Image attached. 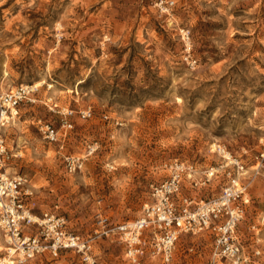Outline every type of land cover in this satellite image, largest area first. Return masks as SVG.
<instances>
[{
	"label": "rangeland",
	"instance_id": "1",
	"mask_svg": "<svg viewBox=\"0 0 264 264\" xmlns=\"http://www.w3.org/2000/svg\"><path fill=\"white\" fill-rule=\"evenodd\" d=\"M154 1L0 0V91L37 86L35 101L21 103L2 128L20 156L6 171L27 179L34 214L64 216L70 230L93 238L100 263L127 264L120 243L95 233L96 215L138 217L174 158L197 169L183 195L217 197L225 175L203 183L202 171L223 162L213 152L222 144L245 170L240 242L248 264H264V0H174L169 13ZM182 30L194 67L184 60ZM86 107L92 115L82 119ZM66 110L73 128L62 137ZM39 123L60 140L46 141ZM68 153L87 155L80 171L65 170ZM212 248L208 233L182 234L169 264H208ZM4 249L0 237V257ZM21 264L84 262L62 251Z\"/></svg>",
	"mask_w": 264,
	"mask_h": 264
},
{
	"label": "built area",
	"instance_id": "2",
	"mask_svg": "<svg viewBox=\"0 0 264 264\" xmlns=\"http://www.w3.org/2000/svg\"><path fill=\"white\" fill-rule=\"evenodd\" d=\"M174 0H155L161 13H169ZM184 43V60L194 67L197 60L190 54L189 32L181 31ZM37 87L19 85L5 92L0 91V237L5 244V254L0 264H21L39 255L48 254L57 258L62 251L78 255L84 264H102L93 254V238H85L70 230L64 216L49 211L34 214L27 204L31 191L22 175H10L6 167L12 159L20 157L7 149L2 128L17 115V107L25 101H35ZM12 109H16L15 114ZM72 110L63 114L62 137L73 128L67 118ZM82 119L91 117V107L78 111ZM107 118L106 115H103ZM39 130L49 143H56L61 133L50 123H39ZM213 152L223 159L216 166L202 171L203 183L217 177L220 172L226 183L219 195L207 201L195 202L183 195L181 189L186 179H194L197 169L194 164L174 158L164 163L165 178L150 186V202L143 205L140 215L133 220L111 223L109 218L97 214L100 230L97 236L114 238L123 246L127 264H146L158 261L169 264L173 249L180 235L208 233L213 239V248L208 264H248L250 255L240 242L237 225L248 202L247 183L243 182L245 170L242 162L224 145L214 144ZM87 155L65 154L63 165L67 172L82 169Z\"/></svg>",
	"mask_w": 264,
	"mask_h": 264
},
{
	"label": "bare ground",
	"instance_id": "3",
	"mask_svg": "<svg viewBox=\"0 0 264 264\" xmlns=\"http://www.w3.org/2000/svg\"><path fill=\"white\" fill-rule=\"evenodd\" d=\"M33 87H37V86L34 84ZM15 112H16V109H12V113L15 114Z\"/></svg>",
	"mask_w": 264,
	"mask_h": 264
},
{
	"label": "crops",
	"instance_id": "4",
	"mask_svg": "<svg viewBox=\"0 0 264 264\" xmlns=\"http://www.w3.org/2000/svg\"><path fill=\"white\" fill-rule=\"evenodd\" d=\"M185 184V181H184V183H183V185ZM183 187V186H182Z\"/></svg>",
	"mask_w": 264,
	"mask_h": 264
}]
</instances>
